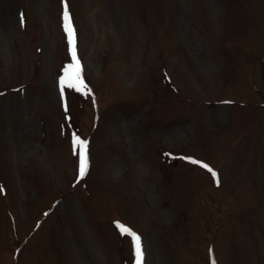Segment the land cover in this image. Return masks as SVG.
<instances>
[{"label":"rangeland","instance_id":"rangeland-1","mask_svg":"<svg viewBox=\"0 0 264 264\" xmlns=\"http://www.w3.org/2000/svg\"><path fill=\"white\" fill-rule=\"evenodd\" d=\"M118 224L145 264H264V0H0V264H135Z\"/></svg>","mask_w":264,"mask_h":264},{"label":"snow or ice","instance_id":"snow-or-ice-1","mask_svg":"<svg viewBox=\"0 0 264 264\" xmlns=\"http://www.w3.org/2000/svg\"><path fill=\"white\" fill-rule=\"evenodd\" d=\"M64 18H65V32L68 35V43L70 46V54L73 59V64L69 66L68 69L65 71V77L60 81L61 86V93H63V90L65 87L69 88H75L77 91L81 90L82 87H85L83 85V81L81 79V67L80 63L77 59L76 54V40H75V32L71 27V24L69 23V17H68V11L67 7L65 6V12H64ZM73 144L76 148L79 149L78 155H79V179L82 180L88 172V154H87V142L82 141L79 138H74ZM193 164H199L200 167H203L209 171L213 177L216 176V173L208 168L205 164H200V162L193 160ZM118 230L120 231L121 235H126L131 238L133 245H134V254H135V262L136 264H143V251H142V243L141 238L134 233L131 229L127 228L126 226L117 225Z\"/></svg>","mask_w":264,"mask_h":264}]
</instances>
